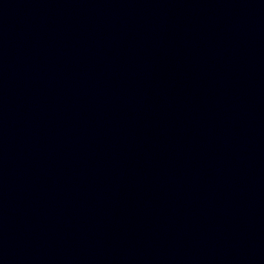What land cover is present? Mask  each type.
Instances as JSON below:
<instances>
[{
  "label": "water",
  "instance_id": "1",
  "mask_svg": "<svg viewBox=\"0 0 264 264\" xmlns=\"http://www.w3.org/2000/svg\"><path fill=\"white\" fill-rule=\"evenodd\" d=\"M233 51L264 102V0H208Z\"/></svg>",
  "mask_w": 264,
  "mask_h": 264
}]
</instances>
